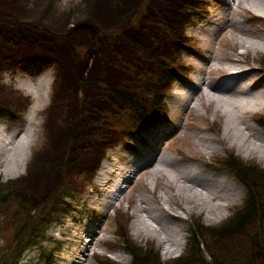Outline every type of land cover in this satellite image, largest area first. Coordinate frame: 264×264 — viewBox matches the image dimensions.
<instances>
[{
	"label": "rangeland",
	"instance_id": "obj_1",
	"mask_svg": "<svg viewBox=\"0 0 264 264\" xmlns=\"http://www.w3.org/2000/svg\"><path fill=\"white\" fill-rule=\"evenodd\" d=\"M100 1L98 3L97 0H12L11 8H6V3L0 1V18L15 15L19 21L41 24L40 27L43 29L41 33L57 35L68 33L69 42L78 48L79 55L94 52L100 56L105 51L115 50L118 57L122 58L117 51L123 48L124 42L112 43L111 46L107 40H100L99 38L102 37L100 35L101 33L117 34L123 29L134 32L137 37L148 43L151 41L157 43L169 59L177 64L180 63L185 74L175 76L170 82V91L164 98L165 117L155 121L147 129H139L127 135L125 140L122 138L117 142V136L112 127L117 124L119 118L112 117L109 122L112 115L109 111L108 122L101 123L99 127L104 133V140L96 142L99 147L103 146L106 150L99 168L97 170L95 168L99 160V153L95 152L96 163L84 164L86 167H83L80 172L70 170L60 171L58 174L54 172L53 177L56 176L59 181L73 184L74 189L68 191L70 196L67 197L73 204L71 213L64 216L52 215L53 220L48 225L49 229L44 240L36 245L24 247L15 258L13 251L18 242L17 240L12 242L14 234L17 230H24L25 233L20 236V239L26 243L30 235L34 233L35 224L40 220L41 214L37 210L31 219H22L13 223L10 221L17 201L11 199L8 202H0V264H13L11 253L12 259H17L15 264H47L46 260L52 252V259L48 264H71L83 256L81 255L82 246L87 244L91 245L86 252L87 264H103L96 259V254L106 255L121 264H128L132 261V256L124 247L122 231L123 237L158 252L162 261H169L185 252L190 231L196 222L217 226L227 219L246 197L245 185L233 172L215 164L214 157L225 158L233 152L244 161L256 162L264 167V159L260 160L254 155L245 157L246 152L239 153L237 148L230 144L232 139L230 135L227 138L224 137L227 118H218L215 115V112H219L215 110L217 103L208 101L210 91L208 84L217 78L229 75L230 71L225 70L226 62L237 58L235 47L239 46L242 40L252 42L256 39L261 43L257 52L253 51L239 58L241 64L239 66L252 68L255 71L256 78L252 86L264 87V65L262 64L264 16L248 13L238 4V0H201L206 3L201 9L203 11L191 23L181 26L180 21L171 25L173 29L174 25H177L175 29L184 32L178 39H184L185 43L181 46V52L175 54L170 48V39H167V45L165 44V26L160 12L163 13L166 8L177 5L181 0ZM182 1L190 2V0ZM101 3L103 4L99 8ZM245 3L256 9L254 2L245 0ZM178 12L177 9L176 14ZM168 14L167 20L173 21L172 11H168ZM83 24H86L87 28L73 30L75 26ZM207 27H211L209 29L211 32L206 30ZM5 31L3 30L2 33ZM248 34L254 35L255 38ZM30 43L27 46H19L13 54L7 52L4 59L2 58L6 51L0 46V126L8 125L17 130L18 128L28 129L35 135L34 144L31 147L32 155L25 170L16 176L0 173L1 182L34 177L33 171L36 170V166L31 162L45 149L47 153L55 152V155H63L62 159L72 155L80 162L84 161L77 155L80 146L77 145L72 150L66 141L71 139L67 136H72L69 123L74 114L80 113L79 110L83 108L80 95H84V91L80 90L79 96H76L75 86L68 83L66 78V74L73 71L68 43L58 40L56 55L50 50L53 45L43 48ZM123 58L122 62L127 65V68L130 65L128 69L131 72L140 73L153 67L136 50L129 51V55ZM80 68L86 69L83 65ZM123 74H128L126 68L124 71L116 68L112 82L118 84ZM131 81L133 79L126 82ZM194 81L196 83L191 86ZM258 100V103L246 105L248 107L246 109H235L233 112L236 123L243 120L252 126L253 130L250 132L244 128V124H238L245 130L248 140L257 143L256 146L264 147V127L257 121L258 116L264 115V96ZM220 109L225 108L221 106ZM85 115L89 119L94 116L93 114ZM122 122L127 124L126 116L123 117ZM119 129L122 131L123 128ZM57 131H59L58 134H56ZM54 135L59 138L63 136L60 147L55 151ZM108 137L112 140L107 146ZM94 139H96L95 135ZM248 145L252 146V144ZM162 157H172L177 160L176 162L180 161L184 163L183 165H188L193 171L202 170L205 173L211 171L209 177L222 179L226 183L233 182L235 179L245 187L242 195L238 188L232 191L229 200H223L226 206L221 215L211 216L210 221L206 220V212L195 211L188 214L183 211L185 247L178 251L172 247V252L168 253L167 245L159 244L156 237L135 235L133 225L137 213L146 223L156 224L144 211L145 207L153 211L152 215L167 216L161 210L164 205L161 198L164 199L165 192L167 195L169 192L181 194L180 186L185 185L180 177L174 178L175 175H179L178 172L173 173L176 169L160 161ZM129 160L131 163L127 169L131 171V175L125 178L126 182L121 186L122 192H117L120 196L114 199L111 205H105L107 203L105 193L110 194L111 191L107 190L103 193L94 183L104 161L122 167L126 166ZM53 162H44V167L40 168L41 173L51 172ZM154 168L163 169L164 175L153 179L151 173ZM221 170L228 171V174H223ZM170 183L174 184V189L169 187ZM189 189L190 196L197 203L213 206L221 202L219 199H211L205 189L200 187ZM7 207H9L10 218L5 217ZM137 209L138 212H135ZM167 213H169L168 210ZM146 233L145 231L144 234ZM89 239H91L90 242ZM207 258L211 260L209 256Z\"/></svg>",
	"mask_w": 264,
	"mask_h": 264
},
{
	"label": "trees",
	"instance_id": "obj_2",
	"mask_svg": "<svg viewBox=\"0 0 264 264\" xmlns=\"http://www.w3.org/2000/svg\"><path fill=\"white\" fill-rule=\"evenodd\" d=\"M0 1L6 3V8L12 7V0ZM97 1L99 3L100 0ZM102 4L99 5V8ZM204 4L206 3L201 0H190V2L181 0L177 5L174 4L166 8L163 13L159 11L165 26V44L167 45V39H170L172 53L181 52V46L185 42L184 39H178L184 32L177 31L175 29L177 25H174V29L171 25L180 21L181 26L191 23L203 11L201 9L204 8ZM177 9L179 12L176 14ZM168 11H172L173 21L167 20L169 18ZM175 20L177 22H174ZM40 26L41 24L37 25L33 22L19 21L15 15L0 18V46L6 51L2 59L5 58L7 52L13 54L19 46H27L30 42L43 48L53 45L50 50L54 55L57 54L58 40L68 43L73 71L67 73L66 78L68 83L75 86L76 96H79L80 90L84 91V95H80L83 108L78 109L80 113H75L73 119L70 120L69 129L72 136L67 135L71 139H66V141L72 150L77 145L80 146L77 155L84 161L80 162L72 155L62 159L63 155H55V152L47 153L45 149L43 153L46 156L43 160H40L37 155L31 162L36 166V170L33 171L34 177L0 181V202H8L11 199L17 201L10 222L31 219L37 210L41 214L40 220L35 224L34 233L30 235L26 243L20 239V236L25 233L24 230H17L14 234L12 242L14 240L18 242L13 251L15 252L14 258L23 251L24 247L36 245L44 240L49 229L48 225L53 220L52 215L64 216L71 213L73 204L68 201L67 197L70 196L68 191L74 189L73 184L59 181L56 176L53 177L54 172L56 174L64 170L80 172L83 167H86L84 164L93 165L96 163V153H99V160L95 166L97 170L106 152L103 146L99 147L96 143L104 140V133L99 127L101 123L108 122L110 112L112 115L109 122L112 117L118 116L119 118L117 124L112 127L116 133L117 142L122 138L125 140L127 135L137 132L139 129H147L155 121L165 117L164 98L170 91L171 80L179 74H185L180 63L177 64L169 59L157 43L154 41L148 43L137 37L134 32L123 29L117 34L104 35L101 33L102 37L99 39L107 40L111 46L112 43L124 42L123 48L117 51L122 57L120 58L115 50L105 51L100 56L94 52L79 55L77 54L78 48L70 44L68 33L60 35L41 33L43 29ZM80 28H87V25L75 26L73 30ZM3 30L6 31L2 33ZM160 41L161 36L159 37ZM132 50L141 53L153 67L140 73L131 72L128 69L130 65L127 68L122 59L128 56L129 51L132 52ZM78 64L81 67L83 65L88 71L80 68ZM262 64L264 65V57ZM78 67L79 70H77ZM116 68L123 71L126 68L128 73L122 75L118 84L112 82ZM129 79H133V81L126 82ZM85 114L94 116L89 119ZM124 116L127 117V124L122 122ZM257 119L264 127V115L258 116ZM120 127L123 128L122 131H120ZM58 133L59 131L56 132V134ZM94 135L96 139H94ZM63 136H65L64 132ZM63 136L59 138L54 135V151L60 147ZM111 140V137L107 138V146ZM91 153L94 154L91 156ZM213 160L215 164L233 172L245 185L247 194L243 202L217 226L196 222L190 231L185 252L169 261H162L158 252L149 247L138 245L130 238L123 237L124 232L122 231L124 247L132 256V261L128 264H264V167L256 162L244 161L239 156H235L233 152H230V155L225 158L214 157ZM49 161L53 162L50 168L51 172L41 173L40 168L44 167V162ZM8 210L9 207L6 208L5 217L10 218ZM52 253L46 260L47 264L52 259ZM96 258L103 264H121L106 255ZM11 261L13 264L17 261V259H12V253Z\"/></svg>",
	"mask_w": 264,
	"mask_h": 264
},
{
	"label": "bare ground",
	"instance_id": "obj_3",
	"mask_svg": "<svg viewBox=\"0 0 264 264\" xmlns=\"http://www.w3.org/2000/svg\"><path fill=\"white\" fill-rule=\"evenodd\" d=\"M250 1L256 4V9L246 5L245 0H238V4L250 14L258 13L260 16H264V0ZM257 10H259V12ZM210 28L211 27H207L206 30H209ZM209 32L211 31L209 30ZM248 35L255 38L252 34ZM260 44L259 40L254 39L252 42L242 40V43H240L239 46L236 45L235 55L237 58L233 61L226 62L225 66V70L232 71L233 74L217 78L214 82L208 84L210 90L208 92V101H215L217 103L215 110H219V112H215V115L218 118H227V123L224 126V137L227 138L228 135L232 137L230 144L236 147L239 153L242 151L246 152L244 155L245 157L254 155L258 156L260 160H263L264 147L261 145H258V147L256 146L257 143L248 140L245 130L238 124H244V128L248 129L250 132L253 130L252 126L243 120L236 123L233 112L235 109L248 108L246 105L258 103V99L264 96V87L259 88L252 86V82L256 78L255 71H253L252 68L239 66L241 65L239 58L247 56L253 51L257 52ZM195 83V81L191 83V86ZM38 88H40V86ZM221 106L225 109H220ZM34 140L35 135L28 129L18 128L17 130L8 125L0 126V173H4L7 176L21 174V172L25 170L28 160L32 155L31 147L34 144ZM248 144H252V146ZM45 156V153H40L39 159L43 160ZM160 161L165 165L176 169L177 171L175 170L173 173L178 172L179 175H175L174 178L180 177L185 185L180 186L181 194L179 192H169L167 195V192H165L163 195L164 199L161 198L164 204L161 210H163L167 216L161 217L152 215L153 211L145 207L144 211L153 218V221H155L156 224L146 223L140 219V216L137 213L133 225L135 235L143 237L146 235H152L156 237L159 244L167 245L166 252L168 253L170 251L172 252V247H174L176 251L185 247L186 233L183 232L185 228L182 223L183 211L188 214L195 211L199 213L206 212V220L210 221L211 216L221 215L222 210L226 206V204H223V200H229L232 191L238 188L242 195L245 192V187L235 179L233 182L226 183L222 179L209 177L211 171L207 173L202 170L193 171L188 165H183L184 163L180 161L176 162L177 160L172 157H162ZM130 163L129 160L126 166L120 167L115 163L111 164L110 162L104 161L94 183L99 186L103 193L107 190L111 191L110 194L105 193L107 200L106 204L111 205L114 199H118V196H120L117 192H122L121 186L126 182L125 178L131 175V171L127 169V166H129ZM185 164H187V162ZM221 171L225 175L228 174V171ZM151 175L153 179H156L157 176L164 175V170L154 168ZM169 187L174 189L175 186L173 183H170ZM199 187L205 189L211 199H219L221 202L215 203L213 206H207L201 202H195L189 194V188L194 189ZM203 201L207 203L206 200ZM167 210L169 213H167ZM136 211L138 212V209L135 210V212ZM145 231L147 232L146 234H144ZM90 240L91 239H89V242ZM90 246L91 245L88 244L83 245L81 251V255L83 256L74 260L71 264H87L88 259L86 252ZM96 256L99 257L101 255L96 254Z\"/></svg>",
	"mask_w": 264,
	"mask_h": 264
}]
</instances>
